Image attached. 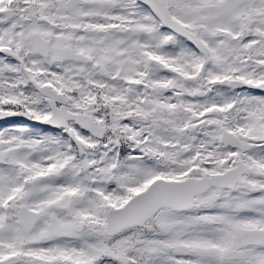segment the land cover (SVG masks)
Listing matches in <instances>:
<instances>
[{
	"label": "snow or ice",
	"instance_id": "6c2138e0",
	"mask_svg": "<svg viewBox=\"0 0 264 264\" xmlns=\"http://www.w3.org/2000/svg\"><path fill=\"white\" fill-rule=\"evenodd\" d=\"M0 264H264V0H0Z\"/></svg>",
	"mask_w": 264,
	"mask_h": 264
}]
</instances>
